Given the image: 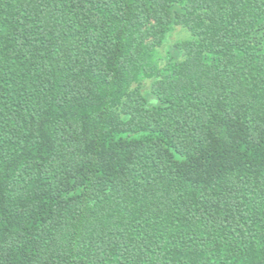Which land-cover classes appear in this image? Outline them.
<instances>
[{"label":"trees","instance_id":"obj_1","mask_svg":"<svg viewBox=\"0 0 264 264\" xmlns=\"http://www.w3.org/2000/svg\"><path fill=\"white\" fill-rule=\"evenodd\" d=\"M0 264H264V0H0Z\"/></svg>","mask_w":264,"mask_h":264},{"label":"rangeland","instance_id":"obj_2","mask_svg":"<svg viewBox=\"0 0 264 264\" xmlns=\"http://www.w3.org/2000/svg\"><path fill=\"white\" fill-rule=\"evenodd\" d=\"M188 34L184 32L182 29H178V31L174 34H171L168 37L167 45L168 44H175L176 42H180L181 40L185 39Z\"/></svg>","mask_w":264,"mask_h":264}]
</instances>
